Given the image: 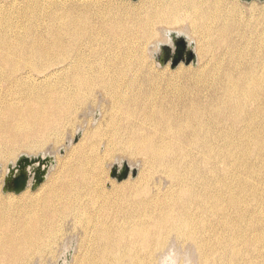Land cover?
Returning a JSON list of instances; mask_svg holds the SVG:
<instances>
[{
	"label": "bare ground",
	"instance_id": "1",
	"mask_svg": "<svg viewBox=\"0 0 264 264\" xmlns=\"http://www.w3.org/2000/svg\"><path fill=\"white\" fill-rule=\"evenodd\" d=\"M167 27L176 28L184 36L198 33L196 48L202 63L196 71H143L135 64L133 56L140 44L153 42L149 55L155 60L162 45L171 43ZM37 63L53 69L38 72ZM109 100L126 105L123 113L127 114L132 105L153 103L158 111L147 118L159 120L152 122L151 131H142L103 114L105 120L98 122L95 118L98 125L85 130L79 143L62 158L82 151L84 158L79 165L91 168L98 163L92 155L98 146L109 151L133 146L148 155L151 166L156 164L162 170L154 186L150 185V195L140 183H120L100 195L104 204L101 211L90 212L82 206L85 198L77 199L81 195L77 190L64 197L66 192L57 186L58 180L52 178L51 172L36 193L28 192L19 198L0 194V264L36 263L38 258H44L43 250L50 238L62 230L66 220L73 219L71 216L79 220L86 215L99 221L100 212H189V196L206 203L197 205L195 212H241L243 236L251 231L255 238L244 251H238L233 243L214 242L198 258L191 252L195 262L264 264V212L243 209L241 201L248 191L264 205V195L258 188L249 190L241 179L234 190L208 169L212 149L219 153L238 150L242 165L236 167L254 180L263 175L243 164V160L250 150L264 152V7L245 10L236 1L224 0H139L137 5L119 0H0L1 162L15 158L22 149L49 153L51 144L62 143L69 128H76V113L82 106L88 104L85 116L94 114L99 104L105 113ZM88 122L84 123L89 125ZM97 138L99 145L93 143ZM187 150H196L203 156L197 161L194 154L184 155ZM215 180L221 185L212 192ZM168 182L175 191L170 192L165 203L160 188ZM251 216L252 222L247 224ZM162 225L144 224L140 228L137 236L145 241L142 249L138 243H128L127 236L121 244L125 243L134 254L142 250L148 255L153 242L149 234ZM106 226L100 230L90 227L86 245L94 239L110 247L118 246L120 241L105 235ZM175 243L172 240L170 245L175 247ZM90 253L86 264H99L108 257L100 248ZM173 255L171 249L160 254V264H178Z\"/></svg>",
	"mask_w": 264,
	"mask_h": 264
},
{
	"label": "rangeland",
	"instance_id": "2",
	"mask_svg": "<svg viewBox=\"0 0 264 264\" xmlns=\"http://www.w3.org/2000/svg\"><path fill=\"white\" fill-rule=\"evenodd\" d=\"M119 1H121V2L124 1L125 3H128L129 5H137V3H139V0L136 2L133 0H119ZM224 1H226L227 3H233L236 1L245 10H249L252 7H257V8L264 7V1H260V0H254L252 2H246L243 0H224ZM167 28H168L167 30H170L171 32L177 31V29L176 28L173 29V27H167ZM190 36H192V38H190ZM189 38L191 40L190 43L193 44L194 51L196 49L195 53H196V57H197V63L195 65L190 64L189 66H186L184 63H181L176 69H172L170 66V63H168L169 65L167 64L165 67L158 66L157 61H156V57L157 56L163 57L164 55H167L168 51L166 52V50L160 49L159 53L156 55L155 60H154V58H152V56L149 55V48L154 46L153 42L148 43L147 44L148 46L147 45L143 46L144 45L143 43L140 44V46L138 47L139 50L137 51L138 53L133 56L134 62L137 66L140 65L139 68L142 69L143 71L148 70V69H155L156 71H166L169 73H175L177 71H180V69L181 70H187V71H196L199 68V65H201L200 63H202L201 58H200L201 56H200L199 48H196V47H198V45H197L198 33L196 31H194V32L190 33V35H187L186 39L188 40V42H189ZM154 40L161 42L159 39H154ZM163 45L171 46L173 52H176V51H182L183 52V51H185V49H187V47L186 46L184 47L181 43L175 44V43H167L166 42ZM183 47H184V49H183ZM155 49L157 50V47H155L153 50L156 51ZM212 49H213V47H212ZM142 54H144L145 56ZM210 59H208V60H210ZM38 64L39 63L36 64L38 67L35 65L36 70L40 69L38 72L47 73L48 71L53 69L50 66L44 67L41 65L39 66ZM109 103L110 104L107 103L105 106L107 108L105 113H104L105 109L104 110L101 109L102 107H100V104H99L98 108L96 107L97 105L94 107V109H95L94 114L89 115V116L84 115L85 111H87L86 108H87L88 104L82 106V108H80L78 110V112L76 113V117H77L76 118L77 123L75 122L76 128H74V129L69 128V130L67 131L69 133V135L66 132L67 137H65V139H66V140H64L65 143L63 141L62 143H57L56 145L51 144L53 146L50 145V148H49V153L53 154L54 160L56 162L55 166L50 171L52 173L51 176H52V178H55V177L57 178V180H58L57 186L62 188V191H64L63 193L66 192L65 193L66 196H64V197H67L68 194H71V192H72L71 190H77L78 191L77 195L81 194V195H79V197H77V199L81 200L82 198L83 199L85 198L83 200L84 202L82 201V203H83L82 206L89 209L90 212L93 209H94V211H99V210L101 211L104 208V204L100 200V197H101L100 195L104 192L111 191L113 186L120 185V183H121V185L124 182L130 183L131 181H132V183L133 182L134 183H140L139 185L142 186V188L145 187L147 189V193L150 195L151 192L149 190H150V188H152L154 186L155 179L157 177H159V175L162 174V170H159L160 167H158V165H156V164L152 165V166L150 165L151 159L148 157V155H146V153H144V152L142 153L141 150L138 151V149L133 147V146H125L124 148L122 147L121 149L114 150V151H111V150L109 151L107 149L104 150L103 148H101V145H100V147L98 146L96 148V150L93 152L94 154L92 153V155L97 158L98 163L95 164L94 166H92L91 168H86V167L82 168L79 165L80 159L82 160L84 158V152H82V151L79 152L77 155H72L71 157H68L65 159L62 158L66 155L67 150L71 146L77 145L79 143V141L82 139V136L85 133V130L87 131V130H90L91 128L94 129V126L98 125V122H101L102 119L105 120V118L108 119L110 117L112 120H116L117 123L124 122V123H122L123 126H126L128 128L140 127V129L142 131H144L146 129H147V131L148 130L151 131L152 122L153 123H154V121L156 122V120L159 118L158 117V118L154 119L153 121L147 118V117H152L158 111L157 106L153 103H150V102H146V103L142 102V103H138L136 105H132V108L128 114L123 113L124 107L126 105L121 106V104H119V103L115 104V102L113 103V101H110V100H109ZM108 109L110 110L109 111L110 114L107 111ZM122 113L125 115L121 116ZM103 114L106 115L107 117L104 118ZM95 118L98 119V122ZM84 122H86V123L88 122L89 125L87 124L88 125L87 126L86 123H84ZM92 122H93V124H92ZM107 131L109 132V129H107ZM78 132H81V136H80L79 141L77 143H72L69 147L66 148L64 155L60 156V154L57 153L59 151V149L62 147L65 148L69 139L74 140V138L76 137ZM72 133H74V134H72ZM73 136H74V138H73ZM93 143L94 144L96 143L95 145H97L99 143V138L95 139ZM45 150H46V148H44L43 151L46 152ZM138 152H139V155H138ZM42 153H43L42 150L29 151L27 149H22V150H19L17 152L15 158L14 157L8 158V159H6L5 162L0 161V194H2L5 197L12 196L15 198H19L28 192L29 193H36L40 187L34 191L31 188H28L21 195H15L13 193L4 194L2 192V189H3V184H4V181L6 178V174L8 172V166L10 164H15L18 161V159L20 158V156H22V155H28V156H35L36 157ZM109 153H110V155H109ZM144 154H145V156H144ZM188 154H194V156H192V157H195L197 161H200V159L203 156V155H201L202 154L201 152H198L196 150H187L184 152V155L188 156ZM60 158H62V159H60ZM147 159H149V160H147ZM245 159L246 160H243V164L245 163V165L251 167L255 172L261 171L263 173L262 177H259V180L258 179L254 180L253 178H249V176H247L243 173L244 171L242 170V168L239 169L236 167L238 165L239 166L242 165V160L239 158L238 150H232V151L228 150L227 152H220L219 153L218 149H212L209 152L208 169L213 171V172L215 171V173H216V175L214 174L215 178L217 177V178L225 179L226 180L225 183L230 185L234 190L239 185L238 180L241 179L242 182L249 188V190H253V189L258 188L260 190L261 195H264V152L259 154V152L255 151V150H250L247 153V155L245 156ZM143 161H145V162H143ZM58 162H60V163L58 164ZM123 162H126L129 165L131 164L130 166H132V167H136L138 169V174L136 177H132L130 175V178L119 183L116 179H113L111 177V170L115 164H121ZM57 168H58V170H57ZM50 172H49L48 176L50 175ZM92 172H94V173H92ZM94 174H96V175H94ZM60 178L61 179L63 178V179L61 180ZM101 178H103V179H101ZM138 180H139V182H138ZM65 181H66V183H65ZM159 184L157 183V187L160 186ZM150 185L152 187H150ZM220 185H221V183L219 181L215 180L213 183V187H212L211 191L213 192L215 190V188H219ZM98 187L101 188V190H99ZM90 188H91V190H90ZM94 191H96V193ZM160 191L164 197L162 200L166 203L167 202V196L170 194L171 191H175V189L171 188V184L168 182V183H166V185H164L160 188ZM229 194L225 195V197H226L225 198L226 199L225 204H227L229 201ZM145 196H147V195H145ZM93 197L94 198L98 197V198H95L96 202L94 204H91V202L94 201ZM186 197H188V196H186ZM147 198H148V196H147ZM179 198H183V197L180 196ZM188 198H190V202H191L190 203L191 209L189 212H178V213L177 212H130L129 214H128V212H121V213L120 212H100L99 217H101V218L100 219L98 218L99 221H96L97 218L90 219L86 215L80 217L79 220H76L75 216H71L73 219H69V222L66 220L63 223L64 226H62V230H59L54 235V237H51V238H53L52 240L50 238V240L47 244L48 245L47 248H44V250H43L44 251V254H43L44 258H40V259L38 258L36 263L24 262L21 264H64L65 261H68L67 264H86L87 261L89 262L90 254H91L90 252L94 248H100L101 252H104V253L106 252L105 255H108V257H106V259L102 263H99V264H152V263L153 264H156V263L160 264V262H159L160 254L163 256L170 249L173 250V252H174L173 257L178 258V264H186L187 262H188L187 264H207V262H205V261L199 262L197 260L198 263L195 262V260H193L191 258V252L192 251L195 252V257L197 255L199 256V254H202L205 251V249H207V247H211L214 244V242H219V241H223L226 243H228V242L233 243L238 251H244L250 244H252L255 241L254 235L251 231H249V233L247 235L243 236L241 224L239 223V221H240L239 215L241 212L232 211V212H225V213H221V214L219 212H195L197 205H199V204L205 205L206 203L203 202V200L200 202L197 199H193L192 196H189ZM241 201L244 204L243 209L244 208L247 210L253 209L255 212H264V205H261L260 202L258 201V199L255 196H253L251 192L247 191L244 196L242 195ZM102 213H103V215H102ZM179 213L181 215H179ZM175 216H176V219H175ZM213 217H215V218H213ZM187 218H188V220H187ZM251 219H252V216L247 217L246 223L251 224V222H252ZM181 220H186L188 224L190 223V225H188V224L184 225ZM90 221L93 222L92 226H89ZM66 223H68V224H66ZM106 223L109 224V226H106ZM153 223H161L163 225L158 228L159 230H156L153 233L149 234L150 239H153L152 240L153 242L151 244H149L150 245V250H149L150 253L148 255L146 254V251L141 253L142 250L138 251L137 253L134 254V252H131L129 249H127V245L125 243L121 244V240L124 239L123 237L127 236L129 238L128 243H136V244L138 243L137 245H139V247L142 249V246L145 243V241L142 240L137 235H140L139 234L140 228H143L142 226H144V224L146 225V224H153ZM180 224H182V225H180ZM164 225H166V226L164 227ZM104 226H106V228L104 229L105 235L106 236L111 235L110 237H112L115 242L120 241L119 242L120 244L116 247H114V246L110 247V246L105 245L103 242L99 241L100 242L99 243V242H96L94 239H92V240H90V242L87 246L86 241L88 240L89 237H91L90 227H95L96 230H100V229H103ZM171 226L174 229L171 228ZM177 226H178V228H177ZM181 230H183V231H181ZM179 233L181 236L179 235ZM166 234H167V236L168 235L169 236L167 237ZM186 236H187V238H186ZM189 236H191L190 239H188ZM85 239H87V240H85ZM117 239H118V241H117ZM160 239L163 242L161 241L159 243ZM174 239H176L177 241ZM184 239H187V240H184ZM167 240H168V242H167ZM172 240L174 243L176 242L174 244L175 247L170 245ZM155 241L157 243H155ZM186 241H188V242H186ZM193 241H194V243H193ZM153 243H154V245H153ZM196 243H197V245H196ZM140 244H142V245H140ZM188 244L191 246H189ZM64 246H65V248H64ZM102 246H103V248H102ZM188 246H189V248H188ZM91 247H92V249H91ZM191 247H192V250H191ZM112 248L114 250H112ZM178 249H179L180 253L177 252ZM194 249L195 250L198 249V250L195 251ZM186 250L189 251L190 255L188 254V252ZM74 252H78V253H74ZM109 252H110V255L108 254ZM112 252H113V254H112ZM120 253H122L123 255ZM78 254H79V256H78ZM156 255H158V256H156ZM119 256H121V257H119ZM136 257L137 258L139 257V258L137 259ZM190 258H191V260H190ZM196 258H198V257H196Z\"/></svg>",
	"mask_w": 264,
	"mask_h": 264
},
{
	"label": "water",
	"instance_id": "3",
	"mask_svg": "<svg viewBox=\"0 0 264 264\" xmlns=\"http://www.w3.org/2000/svg\"><path fill=\"white\" fill-rule=\"evenodd\" d=\"M138 1V0H133ZM246 2H252L254 0H243ZM264 1V0H260ZM171 43H181L187 49L185 51L173 52L171 46L162 45L161 49L166 50L167 55L163 57L157 56L156 61L158 66L165 67L168 63L172 69H176L181 63L186 66L190 64L195 65L197 63L196 53L193 49V44H190L186 39V36L179 34L178 32L170 33ZM183 47V49H184ZM81 132H78L74 140L70 143L67 142L65 148L59 149L58 153L63 156L66 148L72 143H77L80 139ZM55 160L52 153L40 154L39 156L22 155L15 164L8 166V172L3 184L2 192L4 194L13 193L15 195H21L28 188L33 191L39 188L48 178L50 170L55 166ZM138 169L131 167L128 163L123 162L121 164H115L111 170V177L116 179L119 183L128 179L130 175L136 177Z\"/></svg>",
	"mask_w": 264,
	"mask_h": 264
}]
</instances>
